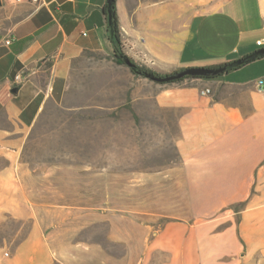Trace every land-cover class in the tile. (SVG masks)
I'll use <instances>...</instances> for the list:
<instances>
[{"label": "crops", "instance_id": "crops-1", "mask_svg": "<svg viewBox=\"0 0 264 264\" xmlns=\"http://www.w3.org/2000/svg\"><path fill=\"white\" fill-rule=\"evenodd\" d=\"M1 1L0 264H264V58L171 84L127 67L138 84L125 92L135 113L146 100L149 115L173 117L178 163L152 174L169 187L151 193L158 210L147 224L115 218L110 235L96 240L93 224L109 220L93 214L89 199L61 203L28 152L48 107L71 90L75 64L99 54L114 61L107 0ZM118 2L127 55L159 76L225 66L264 48V0ZM21 73L26 80L16 85Z\"/></svg>", "mask_w": 264, "mask_h": 264}, {"label": "rangeland", "instance_id": "rangeland-1", "mask_svg": "<svg viewBox=\"0 0 264 264\" xmlns=\"http://www.w3.org/2000/svg\"><path fill=\"white\" fill-rule=\"evenodd\" d=\"M144 36L150 42L155 39L150 33ZM128 70L100 54L77 62L71 90L62 105L48 107L41 140L28 152L32 168L49 172L43 183L59 188L61 203L89 199L93 214L109 220L93 224L96 240L110 235V220L115 218L147 224L158 210L149 203L151 193L169 187L163 174L156 179L152 174L178 163L173 117L158 110L149 115L151 102L146 100L136 102L140 114L135 113L125 92L138 84ZM160 196L161 201L168 198Z\"/></svg>", "mask_w": 264, "mask_h": 264}, {"label": "water", "instance_id": "water-1", "mask_svg": "<svg viewBox=\"0 0 264 264\" xmlns=\"http://www.w3.org/2000/svg\"><path fill=\"white\" fill-rule=\"evenodd\" d=\"M2 6V1L0 0V7ZM116 0H107V17H108V27L112 28L114 25V13H115ZM264 56V48L254 52L253 54L238 60L236 62L227 64L223 67L212 69V68H191L176 72L167 76H155L145 73L144 78L156 83V84H169L171 82L181 80L187 77L192 78H215L222 76L234 69L245 66L251 62H254L257 58ZM125 65L133 71H136V66L131 62L129 58L121 56Z\"/></svg>", "mask_w": 264, "mask_h": 264}, {"label": "trees", "instance_id": "trees-1", "mask_svg": "<svg viewBox=\"0 0 264 264\" xmlns=\"http://www.w3.org/2000/svg\"><path fill=\"white\" fill-rule=\"evenodd\" d=\"M104 12L107 13V7L104 9ZM114 25L112 28L108 27V34H109V40L113 46L114 49V61L116 64L120 65V66H126L125 63L123 62L121 56L129 58L131 60V62L136 66V71L131 70V72L137 76V77H144L143 75L145 73L151 74V75H155V76H159L157 74H155L154 72H152L151 70L147 69L144 66H140L139 64H137L136 62H134V60L132 58H130L126 51H125V46L123 43V36H122V30H121V26H120V22H119V17H118V13L116 10V6H115V13H114ZM264 56H261L259 58H257L255 61L263 59ZM252 63V62H251ZM223 67V66H220ZM220 67H216V68H220ZM243 67V66H242ZM213 68V69H216ZM241 67L237 68L240 69ZM234 69V70H237ZM232 70V71H234ZM231 72V71H230ZM229 73V72H228ZM227 74V73H225ZM223 74V75H225ZM220 77V76H219ZM217 78V77H215ZM190 79H212V78H192V77H187L181 80H177L171 83H180L183 82L185 80H190ZM169 83V84H171ZM241 207H244V204L241 205Z\"/></svg>", "mask_w": 264, "mask_h": 264}, {"label": "built area", "instance_id": "built-area-1", "mask_svg": "<svg viewBox=\"0 0 264 264\" xmlns=\"http://www.w3.org/2000/svg\"><path fill=\"white\" fill-rule=\"evenodd\" d=\"M34 1L36 3L40 2V0H34ZM257 46H259V47L264 46V40L257 41ZM25 80H26V77H25V75L23 73L16 75L15 78H14V82H15L16 85H22L25 82ZM257 87H258V90L261 93H264V79H260L258 81ZM209 92L210 91L207 90V91L203 92V94H207Z\"/></svg>", "mask_w": 264, "mask_h": 264}]
</instances>
